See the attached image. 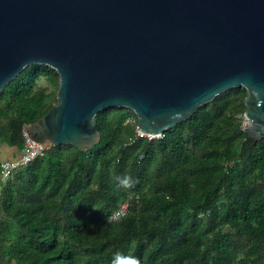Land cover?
<instances>
[{"label": "trees", "instance_id": "16d2710c", "mask_svg": "<svg viewBox=\"0 0 264 264\" xmlns=\"http://www.w3.org/2000/svg\"><path fill=\"white\" fill-rule=\"evenodd\" d=\"M57 88L39 64L3 88L11 160ZM246 95L226 90L156 138L136 134L132 111L103 110L90 149L47 148L5 180L0 166V264H264V138L246 135ZM125 175L133 186L117 188ZM126 200V215L109 221Z\"/></svg>", "mask_w": 264, "mask_h": 264}, {"label": "water", "instance_id": "95a60500", "mask_svg": "<svg viewBox=\"0 0 264 264\" xmlns=\"http://www.w3.org/2000/svg\"><path fill=\"white\" fill-rule=\"evenodd\" d=\"M33 64L58 75L56 103L24 125L44 149H90L110 108L162 137L235 87L247 137L264 138V0H0V93Z\"/></svg>", "mask_w": 264, "mask_h": 264}, {"label": "built area", "instance_id": "2783aa9c", "mask_svg": "<svg viewBox=\"0 0 264 264\" xmlns=\"http://www.w3.org/2000/svg\"><path fill=\"white\" fill-rule=\"evenodd\" d=\"M127 121H133V119H127ZM136 134L140 137L145 136L141 132L137 130L136 127ZM23 146L21 148V152L18 158L14 160H6L1 162V179L5 180L10 172L21 165H25L32 161L33 159L42 156L43 151L45 150L43 144L40 141H37L30 137L26 131L23 129ZM148 137V136H146ZM150 138V137H148ZM129 208V201L126 200L119 208H117L108 218L109 221H116L120 217L126 215Z\"/></svg>", "mask_w": 264, "mask_h": 264}, {"label": "clouds", "instance_id": "9594fccd", "mask_svg": "<svg viewBox=\"0 0 264 264\" xmlns=\"http://www.w3.org/2000/svg\"><path fill=\"white\" fill-rule=\"evenodd\" d=\"M116 187L117 188H124L128 189L131 188L134 184V180L131 176L125 175V176H117L116 178Z\"/></svg>", "mask_w": 264, "mask_h": 264}, {"label": "crops", "instance_id": "0c3cea01", "mask_svg": "<svg viewBox=\"0 0 264 264\" xmlns=\"http://www.w3.org/2000/svg\"><path fill=\"white\" fill-rule=\"evenodd\" d=\"M18 154H16V155H18ZM13 156L14 155H12V150H10L7 146L0 144V160L1 161L11 160L13 158Z\"/></svg>", "mask_w": 264, "mask_h": 264}, {"label": "rangeland", "instance_id": "374dc122", "mask_svg": "<svg viewBox=\"0 0 264 264\" xmlns=\"http://www.w3.org/2000/svg\"><path fill=\"white\" fill-rule=\"evenodd\" d=\"M40 84H44V80L43 79H40L39 81ZM246 122L245 118L243 119V124Z\"/></svg>", "mask_w": 264, "mask_h": 264}]
</instances>
